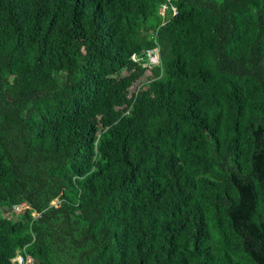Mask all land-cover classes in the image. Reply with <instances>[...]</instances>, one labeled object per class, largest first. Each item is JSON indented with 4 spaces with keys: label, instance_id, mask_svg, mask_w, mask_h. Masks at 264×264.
Here are the masks:
<instances>
[{
    "label": "trees",
    "instance_id": "16d2710c",
    "mask_svg": "<svg viewBox=\"0 0 264 264\" xmlns=\"http://www.w3.org/2000/svg\"><path fill=\"white\" fill-rule=\"evenodd\" d=\"M0 264H264V0H0Z\"/></svg>",
    "mask_w": 264,
    "mask_h": 264
},
{
    "label": "built area",
    "instance_id": "2783aa9c",
    "mask_svg": "<svg viewBox=\"0 0 264 264\" xmlns=\"http://www.w3.org/2000/svg\"><path fill=\"white\" fill-rule=\"evenodd\" d=\"M130 57L132 60H135V61L142 60V59H145L149 62L158 61L157 48L156 46L146 48L142 50L140 53H132ZM18 204H13L12 209L15 210ZM31 213L35 215L36 211L33 210L31 211ZM10 259L11 261H15L17 263H24V262L30 261L29 256H25V258H23L22 254L19 252H16Z\"/></svg>",
    "mask_w": 264,
    "mask_h": 264
},
{
    "label": "rangeland",
    "instance_id": "374dc122",
    "mask_svg": "<svg viewBox=\"0 0 264 264\" xmlns=\"http://www.w3.org/2000/svg\"><path fill=\"white\" fill-rule=\"evenodd\" d=\"M161 12V11H160ZM56 201V199H53L52 200V202H55ZM27 206V204L26 203H24V202H21V203H19L18 205H17V207L15 208V210H13V213L11 212V211H8V212H6L9 216H13V217H15V214H18V213H20L21 211H23L24 210V208ZM34 213V212H33Z\"/></svg>",
    "mask_w": 264,
    "mask_h": 264
}]
</instances>
